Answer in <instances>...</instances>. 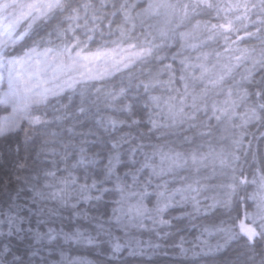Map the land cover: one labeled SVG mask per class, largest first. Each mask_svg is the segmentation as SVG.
Here are the masks:
<instances>
[{"label":"snow or ice","instance_id":"6c2138e0","mask_svg":"<svg viewBox=\"0 0 264 264\" xmlns=\"http://www.w3.org/2000/svg\"><path fill=\"white\" fill-rule=\"evenodd\" d=\"M0 112V264H264V0H0Z\"/></svg>","mask_w":264,"mask_h":264},{"label":"trees","instance_id":"16d2710c","mask_svg":"<svg viewBox=\"0 0 264 264\" xmlns=\"http://www.w3.org/2000/svg\"><path fill=\"white\" fill-rule=\"evenodd\" d=\"M0 115H3V113L0 112ZM11 139L13 140V142H15L16 140H19L21 143H23V140H24L23 131H20L17 134H14L11 137ZM2 142L3 141H0V143H2ZM21 155H23V153H21ZM2 163H3V161L0 160V164H2ZM172 214L177 215L178 211H174ZM140 238H142L144 240H148V239L154 238V237H151L150 234H148V233H144V235ZM189 239H191V237H189ZM211 242L215 243V240L212 239ZM84 254L87 255L89 259H92V260L96 259L95 255L92 253L85 252ZM174 259H175V257L173 256L171 251H169V253L167 255H165L163 253H158V254H151V255L145 256V257H127L128 264H172Z\"/></svg>","mask_w":264,"mask_h":264}]
</instances>
